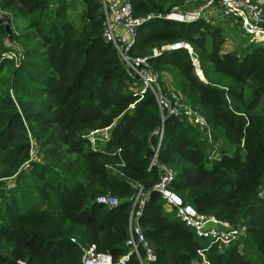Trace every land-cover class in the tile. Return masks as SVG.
Here are the masks:
<instances>
[{
  "label": "trees",
  "instance_id": "obj_1",
  "mask_svg": "<svg viewBox=\"0 0 264 264\" xmlns=\"http://www.w3.org/2000/svg\"><path fill=\"white\" fill-rule=\"evenodd\" d=\"M129 1L143 16L185 0ZM76 3L79 25L68 13ZM0 10L15 33L7 46L0 24V264H80L86 244L117 261L131 249L137 195L147 196L137 220L152 264H201V248L210 264H264L262 45L244 37L240 52H222L229 26L203 20L154 18L138 28L132 54L191 46L202 75L184 47L161 50L149 63L169 72L171 86L205 116L208 143L185 117L161 112L150 91L135 101L134 79L103 36L100 0H0ZM161 125L157 158L175 172L171 190L202 214L244 225V237L224 248L209 244L165 208L154 189L160 170L148 169ZM106 128V143L93 147L87 132ZM32 145L39 159L29 161ZM107 193L118 205L96 201ZM125 264L139 261L132 253Z\"/></svg>",
  "mask_w": 264,
  "mask_h": 264
},
{
  "label": "built area",
  "instance_id": "obj_2",
  "mask_svg": "<svg viewBox=\"0 0 264 264\" xmlns=\"http://www.w3.org/2000/svg\"><path fill=\"white\" fill-rule=\"evenodd\" d=\"M188 2L197 5L193 10L175 6L171 11L164 14L137 16L134 15L129 0H100L103 12V36L117 48L120 58L132 70V78L134 79L135 74L138 75L139 79H134V82L128 87L134 95H143L150 91L155 97L161 112L165 110L168 114L185 117L197 129L202 139L212 143V132L206 118L184 103L182 96L178 93L170 91L167 95L163 91V87L159 84V73L149 63L151 56H132L131 49L136 42L138 28L146 21L154 18L182 23L203 20L213 24H228L229 27H238L242 35L249 38L250 42L264 47V0H189ZM178 47L187 49L196 73L202 75L199 61L187 42L180 41L167 44L162 46L161 50ZM160 52L154 49L152 56L159 55ZM12 55H14L13 52L5 54L6 57ZM103 130L106 131L102 132ZM103 130L87 132L93 147H100L108 140L109 130L108 128ZM163 132V125L155 131L158 136V143L153 149V156L150 159L148 169L156 165L160 170V178L154 184V189L164 200L165 208L168 210L174 209L179 220L191 227L197 237L207 239L209 244L215 243L220 248H224L244 237V225L231 226L214 216L202 214L197 211L194 205L184 202L178 194L171 190L170 184L175 172L171 167L160 163L157 158L159 142L163 137ZM211 154L215 155L214 149ZM36 159H39V155L35 146L32 145L29 161ZM8 187H12V185L8 183ZM146 198V195H142L140 198L137 195L133 201L129 218V236L126 241L131 247L130 251L119 257L117 261H113L110 254L98 252L94 244L81 245L80 264H125L132 253L138 258L139 264H152L156 259L155 253L148 245L137 220ZM96 201L109 207H114L119 203L116 196L108 193L99 195ZM70 240L76 242L75 237ZM140 248L144 249L143 258L139 253ZM205 249H198L197 252L201 255L203 264H210L205 259ZM20 264L24 263L20 262Z\"/></svg>",
  "mask_w": 264,
  "mask_h": 264
},
{
  "label": "rangeland",
  "instance_id": "obj_3",
  "mask_svg": "<svg viewBox=\"0 0 264 264\" xmlns=\"http://www.w3.org/2000/svg\"><path fill=\"white\" fill-rule=\"evenodd\" d=\"M189 0H185L184 1V4H183V8L182 9H188V10H193L195 8V6L197 5L196 3H192V2H188ZM179 7V6H177ZM82 7L79 5V3H76V7L74 8H71L68 10V13H69V18L76 24V25H79V14H80V11H81ZM221 25H225V28L228 26V24H221ZM228 28V31H227V37L224 41V45L228 43V45L230 47L227 48V50L229 49V51H239L240 52V48L244 47L247 43L246 41H243L242 39L245 37L244 35H242V33L239 31L238 27H235V26H230V27H227ZM248 43H250V40L248 38ZM115 47V46H114ZM116 48V47H115ZM156 49L157 51H161V47L158 49V48H152L150 53L151 55H136V54H132V56H152L153 55V50ZM224 49H226L225 47L223 48V45H222V48H221V51L223 52ZM117 50V48H116ZM228 51V52H229ZM118 52V50H117ZM119 54V53H118ZM157 56V55H155ZM122 60V59H121ZM122 62L125 64L126 68L128 69V71L130 72L131 76L132 75V70L128 67V65L126 64V62L124 60H122ZM151 65V63H150ZM152 66V65H151ZM155 70V69H154ZM156 71L157 73H159V79H160V85L162 86L163 84L161 83H166L165 82V79H168V86H166L167 88H169L165 93L168 95L170 93V91H173L174 93H178L179 95L182 96V98L184 97L183 94L178 90V89H175L173 88L171 85H172V82H171V77H170V74L169 72H167L164 68H157L156 67ZM130 91V90H129ZM133 95L134 93L132 91H130ZM145 95V93L142 95V94H138V95H134L135 97H137V99L135 101H138L140 100L143 96ZM184 101V100H183ZM184 103H186L184 101ZM187 104V103H186ZM189 105V104H187ZM190 106V105H189ZM191 107V106H190ZM192 108V107H191ZM192 110L198 112L199 114L202 115V113H200L197 109L195 108H192ZM204 118L205 116L202 115ZM106 130H103L102 132H105ZM93 137V136H92ZM101 143V142H100ZM218 146V144H215ZM218 152L216 151V148H215V155L217 154ZM219 156V154H217V157ZM8 183L10 185H12V187L15 186L16 184V180H15V176L11 177L8 179ZM201 264H203L201 262Z\"/></svg>",
  "mask_w": 264,
  "mask_h": 264
},
{
  "label": "water",
  "instance_id": "obj_4",
  "mask_svg": "<svg viewBox=\"0 0 264 264\" xmlns=\"http://www.w3.org/2000/svg\"><path fill=\"white\" fill-rule=\"evenodd\" d=\"M0 24L4 26L6 31L4 42L7 46H10L9 40L14 37L15 33L11 27L9 15L5 12H2L1 10H0ZM134 79L135 80L139 79L137 74L134 75Z\"/></svg>",
  "mask_w": 264,
  "mask_h": 264
},
{
  "label": "crops",
  "instance_id": "obj_5",
  "mask_svg": "<svg viewBox=\"0 0 264 264\" xmlns=\"http://www.w3.org/2000/svg\"><path fill=\"white\" fill-rule=\"evenodd\" d=\"M224 47H225L226 49H224L223 52H228L229 49L227 50V48L230 47V46L228 45V43L225 44V45L223 44V48H224ZM165 82H166V83H162V84H164L165 86H168V85H167V84H168V83H167V82H168V79H165ZM168 89H169V88H168ZM99 143H100V142H99ZM105 143H106V142H105ZM101 144H103V143H101Z\"/></svg>",
  "mask_w": 264,
  "mask_h": 264
}]
</instances>
